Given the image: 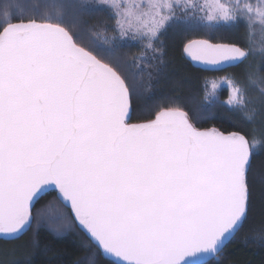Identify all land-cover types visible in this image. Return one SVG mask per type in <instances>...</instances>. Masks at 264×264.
<instances>
[{"label": "snow or ice", "instance_id": "1", "mask_svg": "<svg viewBox=\"0 0 264 264\" xmlns=\"http://www.w3.org/2000/svg\"><path fill=\"white\" fill-rule=\"evenodd\" d=\"M11 6L0 5V234L25 232L32 201L55 185L115 264H211L247 219L252 156L264 141L255 130L198 128L179 106L134 122L119 65L82 47L63 20ZM112 7L122 34L149 41L175 15L171 0ZM207 7L209 21L255 13L264 24V0ZM184 51L209 65L248 56L207 39ZM227 103L246 111L243 88Z\"/></svg>", "mask_w": 264, "mask_h": 264}, {"label": "trees", "instance_id": "2", "mask_svg": "<svg viewBox=\"0 0 264 264\" xmlns=\"http://www.w3.org/2000/svg\"><path fill=\"white\" fill-rule=\"evenodd\" d=\"M9 2L12 6L8 10L13 15L39 13L54 22L63 20L82 47L100 53L105 62L119 65L130 89L134 122L149 118L148 113L158 106H179L198 128L246 133L255 130L257 139L264 141V129L254 126L252 110L232 112L220 102L205 104L203 98L208 76H228L252 100L247 77L254 72L264 82V62H257L256 55H248L236 67L207 72L192 67L182 55L188 41L197 39L232 44L247 51L243 27L217 28L210 33L186 26L167 28L155 44L157 52L139 62V45L110 43L104 38L115 33L114 18L107 11L70 0H0V5L7 6ZM249 183L251 201L247 219L211 264H264V145H258L252 156ZM0 264L115 263L95 247L57 193L50 192L35 204L28 232L14 241L0 240Z\"/></svg>", "mask_w": 264, "mask_h": 264}, {"label": "rangeland", "instance_id": "3", "mask_svg": "<svg viewBox=\"0 0 264 264\" xmlns=\"http://www.w3.org/2000/svg\"><path fill=\"white\" fill-rule=\"evenodd\" d=\"M73 2H79L86 7L100 9L107 11L114 18V34L106 35L104 38L107 42L113 43L115 41L124 44L139 45L141 53L138 55V61L142 62L150 59L156 49L155 44L158 41L159 36L167 30V28H176L179 26H186L194 30H202L206 33H210L217 28H226L229 30H235L239 27H243L247 33L246 49L248 55H256L257 62H264V24L260 19L255 16V13H248L246 15H240L235 22L224 23L207 20L208 5L214 4L216 0H171L174 5L175 15L173 19L166 22L165 28L161 29L158 34V38H154L151 41L143 37L140 33L128 31L126 33L121 32L116 24L117 9L112 7V0H70ZM116 2H123V0H116ZM145 3L150 0H144ZM168 2V0H165ZM221 2L236 5L250 3L255 5L257 0H221ZM195 5V6H193ZM164 14H168L165 10ZM249 16L253 17L250 21ZM151 44V47H149ZM157 52V51H156ZM247 83L252 88V100L246 95L247 105L246 111H253L251 119L258 129L263 131L264 129V82L262 78L254 72H249L247 77ZM236 87L235 82L228 76H208L204 82L203 98L205 104L213 102H220L228 110L237 112V109H233L228 105V100L233 94V88ZM251 100V101H250ZM256 106V109L251 107ZM241 111V110H239ZM258 148V146H257ZM256 148V149H257Z\"/></svg>", "mask_w": 264, "mask_h": 264}, {"label": "water", "instance_id": "4", "mask_svg": "<svg viewBox=\"0 0 264 264\" xmlns=\"http://www.w3.org/2000/svg\"><path fill=\"white\" fill-rule=\"evenodd\" d=\"M197 40H202V39H197ZM216 44H222V43H216ZM228 45H232V44H228ZM238 47V46H237ZM240 48V47H239ZM245 51V50H244ZM182 55L184 57V59L190 63V65L196 69H200V70H203V71H207V72H220V71H223V70H226V69H229V68H233V67H236L238 65H240L241 63H243L246 59H241L237 62H222V64L220 65H209V64H204L203 62H195L191 59V57L188 55V53H186L184 51V47H183V50H182ZM50 192H56L57 195L59 196V198L67 205V207L70 209L71 211V214L73 215V218H74V214L71 210V207H70V204L65 202L60 194H59V191L58 189L55 187V185H48L45 187V189L37 196L34 198V200L32 201V204H31V212L35 206V204L43 197L45 196L46 194L50 193ZM75 219V218H74ZM30 229V227L25 231L23 232L22 234H19L18 236L16 237H7V236H3L2 234H0V240L1 241H5V242H10V241H14V240H17L19 239L21 236H23L26 232H28V230ZM92 243L95 245V247L100 251L102 252V250L98 247L97 243L92 240ZM103 253V252H102ZM110 260H112L114 263H115V260L116 258L114 257H108Z\"/></svg>", "mask_w": 264, "mask_h": 264}]
</instances>
